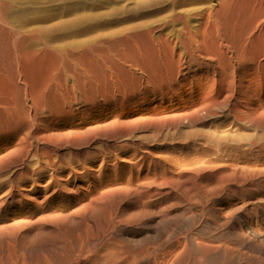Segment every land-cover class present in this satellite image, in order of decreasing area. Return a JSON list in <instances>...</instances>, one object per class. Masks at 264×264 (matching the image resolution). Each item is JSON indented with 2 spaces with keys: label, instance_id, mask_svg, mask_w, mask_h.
Returning a JSON list of instances; mask_svg holds the SVG:
<instances>
[{
  "label": "bare ground",
  "instance_id": "6f19581e",
  "mask_svg": "<svg viewBox=\"0 0 264 264\" xmlns=\"http://www.w3.org/2000/svg\"><path fill=\"white\" fill-rule=\"evenodd\" d=\"M0 264H264V0H0Z\"/></svg>",
  "mask_w": 264,
  "mask_h": 264
},
{
  "label": "rangeland",
  "instance_id": "374dc122",
  "mask_svg": "<svg viewBox=\"0 0 264 264\" xmlns=\"http://www.w3.org/2000/svg\"><path fill=\"white\" fill-rule=\"evenodd\" d=\"M16 3H21V2H24V0H14ZM56 9H49L48 12H52V13H57L58 11H60V8H58V6H55Z\"/></svg>",
  "mask_w": 264,
  "mask_h": 264
}]
</instances>
